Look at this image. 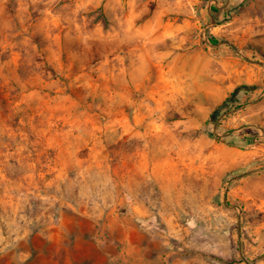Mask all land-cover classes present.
I'll use <instances>...</instances> for the list:
<instances>
[{"label": "rangeland", "instance_id": "rangeland-1", "mask_svg": "<svg viewBox=\"0 0 264 264\" xmlns=\"http://www.w3.org/2000/svg\"><path fill=\"white\" fill-rule=\"evenodd\" d=\"M262 61L264 0H0V264H264Z\"/></svg>", "mask_w": 264, "mask_h": 264}, {"label": "crops", "instance_id": "crops-1", "mask_svg": "<svg viewBox=\"0 0 264 264\" xmlns=\"http://www.w3.org/2000/svg\"><path fill=\"white\" fill-rule=\"evenodd\" d=\"M262 64H264L263 61H262ZM263 87H264V77H262V90H263ZM21 108L22 109H19L20 112H22L23 110L26 116L27 115L26 110L28 109V106L24 104L23 106H21ZM262 110H264L263 106H262ZM36 118L40 119L39 117H36ZM27 124H30V121H28ZM34 125L37 126L38 122H35ZM36 129H38L41 134H47L48 136L46 140H42V141L37 140L34 143L33 148H26V150L23 152L25 156V161H29V160L31 161L33 158V160H37L41 164L50 163V164H61V165L64 164V165L74 166V165H82L84 163H87L88 162L87 160H90V157L89 158L86 157L87 159H85L84 153L81 155V152H83L84 150L79 152V149H76L72 145L71 143L72 134H73L72 130H69V129H39V127H36ZM58 133H64V134L61 137L60 136L58 137L57 136ZM246 139L250 140V137L247 135ZM85 153L86 155H89L88 149H85ZM29 155L30 156L32 155V156L30 157ZM53 162H57V163H53ZM49 210L51 211V209L49 208L44 209L45 212H49ZM30 220L34 222L35 224H38V222L36 221L38 220V218H32V219L30 218ZM64 236H65L64 233L60 234V232L56 233L55 236H52L50 229L35 230V233L32 234V238L29 241L27 239L24 240L23 235H19V238L17 240L18 254H19L18 263L19 264H46L42 256H46V255L55 256L56 255L55 239L57 237L58 239L60 238L62 239V237ZM69 252L70 250L67 253L69 254ZM4 257L5 259L3 258V261L5 262L6 256ZM7 258L9 259L10 262H12V264H16V263H13V261L15 260L12 258V256L7 255Z\"/></svg>", "mask_w": 264, "mask_h": 264}, {"label": "water", "instance_id": "water-1", "mask_svg": "<svg viewBox=\"0 0 264 264\" xmlns=\"http://www.w3.org/2000/svg\"><path fill=\"white\" fill-rule=\"evenodd\" d=\"M234 95H235V93H234Z\"/></svg>", "mask_w": 264, "mask_h": 264}, {"label": "trees", "instance_id": "trees-1", "mask_svg": "<svg viewBox=\"0 0 264 264\" xmlns=\"http://www.w3.org/2000/svg\"><path fill=\"white\" fill-rule=\"evenodd\" d=\"M218 117V116H217Z\"/></svg>", "mask_w": 264, "mask_h": 264}]
</instances>
